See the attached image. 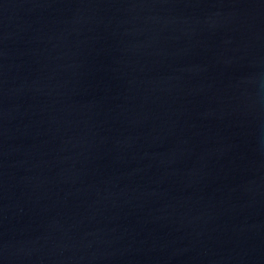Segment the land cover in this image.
Here are the masks:
<instances>
[{
    "label": "water",
    "instance_id": "95a60500",
    "mask_svg": "<svg viewBox=\"0 0 264 264\" xmlns=\"http://www.w3.org/2000/svg\"><path fill=\"white\" fill-rule=\"evenodd\" d=\"M0 264H264V0H0Z\"/></svg>",
    "mask_w": 264,
    "mask_h": 264
}]
</instances>
